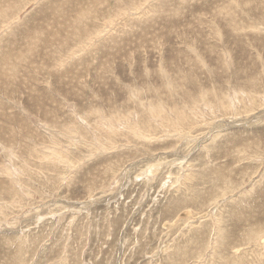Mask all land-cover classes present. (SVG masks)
<instances>
[{"label": "rangeland", "instance_id": "374dc122", "mask_svg": "<svg viewBox=\"0 0 264 264\" xmlns=\"http://www.w3.org/2000/svg\"><path fill=\"white\" fill-rule=\"evenodd\" d=\"M1 10L0 264H165L229 211L264 225V0ZM225 163L232 186L211 187ZM209 234L181 264H221ZM229 252L253 264L264 243Z\"/></svg>", "mask_w": 264, "mask_h": 264}, {"label": "bare ground", "instance_id": "6f19581e", "mask_svg": "<svg viewBox=\"0 0 264 264\" xmlns=\"http://www.w3.org/2000/svg\"><path fill=\"white\" fill-rule=\"evenodd\" d=\"M1 12H4V10H1L0 13ZM86 13L87 12L81 13L78 16V19L81 20V19L85 18ZM1 14H3V13H1ZM164 85H165V83H164ZM185 95H187V94L185 93ZM201 96H203V95H201ZM192 98H194V97L189 94V96H188L189 101L188 102H190V100ZM220 98H222V103H224L228 97L226 94H222V95H220ZM183 99H185V101H187L186 96L185 97L183 96ZM260 114H264V111L259 112L258 114H255V116H253V117L258 118ZM262 137L263 136H261V135H257L255 139L250 140L249 142L247 141V145L248 144L249 145L246 146V148H245V146L241 147L243 152H241L240 155L238 154L239 156H236V157H238V158H236V159H238L237 161H239L240 159H246V158H249L250 160H254L255 155H253V154L258 151V146L260 144ZM248 139L249 138H243L241 140V142H243L244 140H248ZM247 148H250V149L253 148L254 152H252V154L250 152H246L249 150ZM235 151H237V150L235 149ZM237 152L239 153L240 151L238 150ZM245 152L247 154H245ZM232 159H234V158H232ZM248 163L249 162H247L245 164L246 168H250V166L252 165V163L247 165ZM227 165H229V163L223 164L220 168H217V170L215 169V170H209L208 172H203L202 175L206 179L212 180L211 187L213 185L215 186L217 180H219V179L222 180L223 183L224 182L227 183L226 185H223L224 188H229L230 186H232L233 181L231 180V178H229V176H228L229 173H225ZM228 171L231 172V170H227V172ZM242 172H244V171H242ZM253 175L254 174H252V176ZM234 187L236 188L237 186L234 185ZM213 190L216 191L215 189L211 188V191H213ZM200 193H202V192L199 191V192L192 193L188 200H187L188 196L186 195L185 198H183L181 202L184 203L185 201H191L194 198L200 197V195H201ZM208 197H210V196H208ZM210 198H208V199L210 200ZM244 210L245 209L241 208L240 211H236V212L229 211L228 215H227L229 217L228 219L224 220L223 217L220 216L219 219H216L215 224L212 223L213 225H209L207 223L201 224L199 228L195 229L192 232V234L187 238L186 242L182 246H180V244H179L178 247H176L175 250H173L172 254H169L166 256L165 264H181L183 261H184V263H185V261L187 263V260L188 259L190 260L192 256L196 255L198 257L197 254L199 252L203 253L204 250H206V248L208 246V242H206V239L209 235H211V234H209L211 232V229L212 230L214 229V231H215V239L217 240V244L219 245V249L217 251V256L219 257L221 264H248L243 259L240 258L241 256L235 257L233 255H230V257H229V254H230L229 249H233L235 246L244 244L246 242L248 243V241L250 242L254 239L256 241L258 240L261 243H264V225H262V223L261 224L256 223L254 220H252L254 218H251V216L248 213H246V211H244ZM226 221H229V223L227 224ZM195 227H197V225ZM239 231H241V232H239ZM213 234H214V232H213ZM241 235H243V236H241ZM212 240L213 239H211V245L213 244ZM207 241H209V240H207ZM253 264H264V259L262 260L261 257L258 256V258L255 260V263H253Z\"/></svg>", "mask_w": 264, "mask_h": 264}]
</instances>
